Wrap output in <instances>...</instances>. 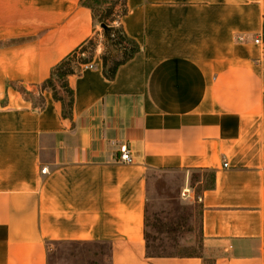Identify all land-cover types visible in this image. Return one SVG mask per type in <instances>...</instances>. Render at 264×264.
Segmentation results:
<instances>
[{
  "label": "crops",
  "instance_id": "0c3cea01",
  "mask_svg": "<svg viewBox=\"0 0 264 264\" xmlns=\"http://www.w3.org/2000/svg\"><path fill=\"white\" fill-rule=\"evenodd\" d=\"M126 2L141 50L111 80L97 47L69 78L71 119L17 85L43 83L102 23L81 0H0V264H49L61 241L108 242L111 264H264V0ZM157 169L214 173L200 254H149Z\"/></svg>",
  "mask_w": 264,
  "mask_h": 264
},
{
  "label": "rangeland",
  "instance_id": "374dc122",
  "mask_svg": "<svg viewBox=\"0 0 264 264\" xmlns=\"http://www.w3.org/2000/svg\"><path fill=\"white\" fill-rule=\"evenodd\" d=\"M100 33L94 36L97 47L103 39ZM148 180L149 254H200L201 205L197 195L211 185L212 171L157 169L149 171ZM49 248V264H111L108 242L61 241L50 243Z\"/></svg>",
  "mask_w": 264,
  "mask_h": 264
},
{
  "label": "trees",
  "instance_id": "16d2710c",
  "mask_svg": "<svg viewBox=\"0 0 264 264\" xmlns=\"http://www.w3.org/2000/svg\"><path fill=\"white\" fill-rule=\"evenodd\" d=\"M127 0H81V2L92 9L93 18L107 24L103 30V39L101 44L104 51L101 55L103 61V72L108 79H115L118 69L121 65L134 58L141 50V45L125 31L121 18L127 14ZM120 7L118 8V6ZM110 21V23L108 22ZM117 21V25L114 22ZM96 37L81 44L79 47L67 54L52 69L50 76L41 84L33 85L28 89L25 85H17L28 99L33 100L35 105L43 109L46 100L43 92L49 90L55 100L62 104V115L65 118H73L75 103V91L70 85L69 78L73 74L81 73L86 64L93 62L97 50ZM214 183V173H212V183ZM147 224L145 218V238L148 249L149 235L147 233Z\"/></svg>",
  "mask_w": 264,
  "mask_h": 264
},
{
  "label": "built area",
  "instance_id": "2783aa9c",
  "mask_svg": "<svg viewBox=\"0 0 264 264\" xmlns=\"http://www.w3.org/2000/svg\"><path fill=\"white\" fill-rule=\"evenodd\" d=\"M255 42L256 43H260L261 42V39L259 37H257L255 39ZM85 66L86 67H93L94 66V63L91 62L89 64H86ZM119 151L121 153V155H120V160L121 161L126 162V163H130V162L133 161V152H132V149L129 147V145L127 143L121 144L119 146ZM48 171H49L48 170V167H43L42 168V172L44 174H46Z\"/></svg>",
  "mask_w": 264,
  "mask_h": 264
},
{
  "label": "water",
  "instance_id": "95a60500",
  "mask_svg": "<svg viewBox=\"0 0 264 264\" xmlns=\"http://www.w3.org/2000/svg\"><path fill=\"white\" fill-rule=\"evenodd\" d=\"M102 27H103V28H106V27H107V24L102 23Z\"/></svg>",
  "mask_w": 264,
  "mask_h": 264
},
{
  "label": "bare ground",
  "instance_id": "6f19581e",
  "mask_svg": "<svg viewBox=\"0 0 264 264\" xmlns=\"http://www.w3.org/2000/svg\"><path fill=\"white\" fill-rule=\"evenodd\" d=\"M186 191H188V189H186Z\"/></svg>",
  "mask_w": 264,
  "mask_h": 264
}]
</instances>
